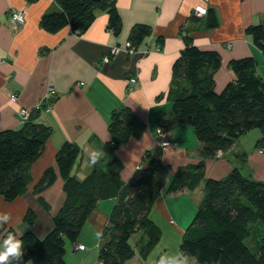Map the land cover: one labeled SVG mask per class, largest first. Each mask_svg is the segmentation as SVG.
Instances as JSON below:
<instances>
[{"label": "crops", "instance_id": "1", "mask_svg": "<svg viewBox=\"0 0 264 264\" xmlns=\"http://www.w3.org/2000/svg\"><path fill=\"white\" fill-rule=\"evenodd\" d=\"M196 5L215 11L218 19L215 27H204L206 16L193 13ZM116 6L122 19L118 34L106 28L108 15L99 11L86 31L77 35L69 26L48 32L39 25L43 12L57 7L55 0H0V130L18 128L22 122L19 108L31 110L44 99L49 87L55 90L50 108L40 109L36 116V121L51 126V133L41 155L30 164L27 189L11 201L0 197V217L8 218L0 225L12 227L17 235L26 227L23 216L28 208L36 215L32 227L36 235L43 236L52 226V217L64 199L63 180L57 174L40 192H34L33 186L45 168H56L55 153L63 141L79 146L80 154L72 173L83 178L90 170L88 163L92 153L106 152L111 111L126 106L145 127L140 137H129L113 151L121 179L127 181L144 151L156 146V118L161 112L171 111L167 93L172 63L184 45L180 33L183 28L195 45L215 49L220 54V67L214 73L216 90L234 77L228 66L230 58L254 56L256 72L264 78V53L245 31L251 24L264 27V0H116ZM13 9L25 11L24 21L17 28H12L9 21L8 14ZM134 23L149 24L151 33L133 52L127 53L125 42ZM114 46L118 49L111 54ZM129 77L136 78L132 87ZM12 94L15 99L11 98ZM186 125L180 124L167 134L172 144L163 148L162 161L170 166V174L198 159L196 148L199 149L200 143L187 145L179 137L182 131L191 135ZM241 151L246 152L244 158L251 167L249 174L264 181V149L243 150L236 142L228 150L218 152L217 157L204 160V175L221 178L233 167L242 166L241 156L237 154ZM202 185L200 182L194 188L174 191L179 193L178 199L187 198L188 213L198 205ZM164 192L161 191L153 204L157 214L153 217L150 209L149 217L176 224L175 219L181 220L183 214L170 209V197ZM113 203V197L101 199L91 210L76 242L66 248L67 264H99L98 233L101 234L107 223ZM175 226L181 230L177 224ZM78 244L83 245V249H78ZM142 262L135 254L124 264ZM144 264L150 262L144 261Z\"/></svg>", "mask_w": 264, "mask_h": 264}, {"label": "trees", "instance_id": "2", "mask_svg": "<svg viewBox=\"0 0 264 264\" xmlns=\"http://www.w3.org/2000/svg\"><path fill=\"white\" fill-rule=\"evenodd\" d=\"M55 2L57 7L43 12L39 19V25L48 32L69 26L80 35L99 11L108 15L106 28L114 34L122 29L116 0ZM205 16V28L217 25V15L212 8L206 9ZM245 31L264 53L263 24H251ZM150 33L149 24L134 23L127 41L136 48ZM180 33L184 45L172 63L167 93L171 111L161 112L156 125L167 136L176 126L190 124L201 142L197 161L180 166L170 174V166L162 161L163 148L157 142L144 151L140 167L127 181L120 177L114 154L105 157L104 153L89 172L79 178L72 173V167L80 148L72 141H63L55 153L56 168H45L33 186L34 192H40L57 174L63 180L64 199L52 217L51 228L43 236L36 235L32 229L36 215L31 208L24 213L26 227L19 235L12 227L0 225L2 237L12 232L23 241V257L17 264H67L66 240L76 242L91 210L99 200L111 197L114 203L98 244L99 264H124L135 253L129 239L139 231L142 239L139 255L144 258L160 238V228L149 217V211L161 191L191 189L200 182H203L202 196L182 232L179 251L197 264H264V181L245 174L242 166L233 167L221 178L204 175L205 159L228 150L236 137L252 128L259 130L254 146L264 149V78L256 72L254 56L230 58L228 66L234 77L216 90L214 73L220 67V54L215 49L195 45L187 29L183 28ZM158 39L161 42V38ZM52 101L53 96L42 99L18 128L0 130V197L4 201L13 200L27 189L30 164L41 155L51 133V126L36 121V116ZM144 127L130 108L112 110L107 126L108 148L113 152L129 137H140ZM237 154L241 160L245 159V151ZM40 202L48 207L43 199L40 198ZM255 220L262 223L263 233L256 244L257 253H252L244 238Z\"/></svg>", "mask_w": 264, "mask_h": 264}, {"label": "rangeland", "instance_id": "3", "mask_svg": "<svg viewBox=\"0 0 264 264\" xmlns=\"http://www.w3.org/2000/svg\"><path fill=\"white\" fill-rule=\"evenodd\" d=\"M188 128L191 129L192 133L191 135H188V132L182 131L179 132V137L185 141V143L188 144H192L193 142L195 143L194 146L196 145V143H200L201 146V142L196 138L195 133H194V129L190 124L186 125ZM259 136V130L257 128H252L249 131L239 135L238 137H236V139L234 140V142H236L241 149H247L249 147H255L254 146V142L256 140V138ZM169 139V138H168ZM191 142V143H190ZM170 145V144H167ZM164 145L162 148H164ZM257 148V147H256ZM263 150V149H262ZM196 151L198 152V148H196ZM105 157H110V155H113V152L111 151V149H109L108 147L106 148V152L104 153ZM240 163L242 164V169L244 171L245 174H249V171L251 169L249 163L247 162V160H239ZM89 167L88 169H91L92 167V162L89 161ZM140 164V163H139ZM141 165V164H140ZM89 171V170H88ZM75 172V171H74ZM77 175H79V172H76ZM251 176V175H250ZM251 177L254 178V176L252 175ZM260 181H263L261 179H257ZM165 191V190H164ZM179 193H174L173 192H164V195L169 196L170 199L168 200V204L170 206V209H172L175 212H182L183 217L180 219H177L176 216H174L175 219V223L181 227L179 229L176 228V224H172L170 223L167 219V221H162L161 218H159V220H155V223H157L158 227L160 228L161 234H160V238L159 240L154 244V246L150 249V251L147 253V257L146 258H142L139 255V243L140 241H142L141 239V232H135L134 234H132V236L130 237L129 241L131 242V244L134 246L135 248V253L134 255H138L140 257V259L143 261L142 264H144V261L146 262H150V260L153 257V253L156 252L157 250H164L168 253H175L177 250H179V242L181 239V235L183 230L185 229V225H187L190 220L192 219L197 206L194 208V210L191 211V213H188V200L186 197H181L180 199H178V195ZM154 204V202H153ZM152 204V216L155 217L156 210L154 208ZM187 215V218H185ZM263 233V225L259 220H255L252 222L251 224V228H250V233L247 237L244 238V242L245 244L249 247L250 251L252 253H257V242L261 236V234ZM44 235V234H43ZM99 237V236H98ZM72 243L70 241L66 240V244H65V248H69L71 247ZM190 259V264H197L195 262V260L192 257H189Z\"/></svg>", "mask_w": 264, "mask_h": 264}, {"label": "clouds", "instance_id": "4", "mask_svg": "<svg viewBox=\"0 0 264 264\" xmlns=\"http://www.w3.org/2000/svg\"><path fill=\"white\" fill-rule=\"evenodd\" d=\"M103 152L95 151L92 153L91 162L95 164ZM7 216L0 217V223L7 221ZM22 235V234H21ZM102 235L98 233V236ZM23 257V241L17 235L8 232L2 237L0 244V264H17ZM150 264H190L187 254L177 250L175 253H168L164 250H157L153 253Z\"/></svg>", "mask_w": 264, "mask_h": 264}, {"label": "built area", "instance_id": "5", "mask_svg": "<svg viewBox=\"0 0 264 264\" xmlns=\"http://www.w3.org/2000/svg\"><path fill=\"white\" fill-rule=\"evenodd\" d=\"M193 13L195 15H198V16L204 15L206 13V8L204 6L196 5L193 8ZM24 14H25V11L22 9H13L9 12V14H8L9 15V21L11 23L12 28H17L18 25L23 23ZM227 45L229 46L230 43H228ZM117 49H118L117 46L112 47L110 50V53L111 54L114 53ZM124 50L127 53L133 52L134 48L131 46V43L129 41L125 42V49ZM106 59H107V56L104 57V60H106ZM128 81L131 83V87H132L133 86L132 84H134L136 82V78L135 77H129ZM54 93H55L54 88L49 87L44 98L49 99V97L54 96ZM11 98L15 99L16 97L14 94H12ZM39 105H40V103H38L36 105V107H38ZM50 106H51V104H47L45 109H49ZM18 114H19L20 120L23 121V120L28 118V116L30 114V110L26 107H20ZM156 138H157V142L162 147L164 145H167V144H172V141L168 139L165 132L162 131L160 128H157ZM259 151H262V150L260 149ZM139 166H140V164L137 165V167H139ZM76 247L78 249H82L83 245L78 244V245H76Z\"/></svg>", "mask_w": 264, "mask_h": 264}, {"label": "bare ground", "instance_id": "6", "mask_svg": "<svg viewBox=\"0 0 264 264\" xmlns=\"http://www.w3.org/2000/svg\"><path fill=\"white\" fill-rule=\"evenodd\" d=\"M259 150H260V149H259ZM261 150H262V149H261ZM139 167H140V166H139ZM139 167H136L135 169H137V168H139ZM135 169H134V170H135Z\"/></svg>", "mask_w": 264, "mask_h": 264}]
</instances>
